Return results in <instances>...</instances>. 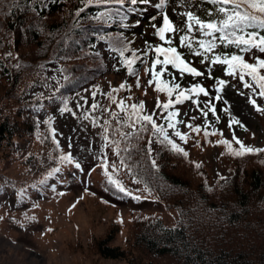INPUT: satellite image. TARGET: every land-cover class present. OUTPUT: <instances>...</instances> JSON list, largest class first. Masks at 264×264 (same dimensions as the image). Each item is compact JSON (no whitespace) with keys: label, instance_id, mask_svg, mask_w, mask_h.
<instances>
[{"label":"rangeland","instance_id":"rangeland-1","mask_svg":"<svg viewBox=\"0 0 264 264\" xmlns=\"http://www.w3.org/2000/svg\"><path fill=\"white\" fill-rule=\"evenodd\" d=\"M84 1L79 0V4ZM138 1L143 11L138 16L139 21L129 47L139 50L138 57L142 56L135 63L142 61V65L146 66L139 67L137 76H128L124 65L104 46L103 38L97 36L99 42L96 48L102 49L106 68L100 76L78 91L65 93L62 90L60 63L65 61L61 59V62H44L43 67L34 73L37 79L32 85L30 75L18 86L20 93L28 88L25 96H39L41 99L37 106L40 133L14 138V146L12 140L10 143L6 140L0 142V264H130L127 257L132 255L129 251L124 256L106 257L94 243L106 234L113 233L108 240L110 245L124 249L128 248L132 240L134 247L135 237L131 239L129 236L146 230L143 224L136 221L142 217L136 218L135 215L154 214L162 219L163 224L172 226L177 224L180 213L188 214L172 206L171 202H175L176 197L168 198V202L166 199L161 200L157 192H148L121 167L119 149L112 142L114 135L109 134V126L113 122L124 127L130 121L127 131L136 129L139 122L143 121L135 122V115L133 118L129 115L133 104L144 102V109L138 110L139 115H153L167 135L177 139L185 152L194 158L195 165L205 167L211 182L230 178L235 162L239 160L254 164L249 157L239 159L233 153L225 154L229 143H223L226 141L224 138L230 139L235 145H240L237 143L239 140L245 147L264 145V97L259 95L260 89L256 82L246 74L241 81L238 76L228 75L227 66L212 64L211 58L221 50L219 46L205 58L180 46V31L175 35L166 34L165 41H161L156 34V27L162 26L165 14L177 28L183 29L182 13L192 11L205 19L211 11L214 19H219L215 14V6L201 0H166L164 7L158 8L156 5L160 0H148L147 3ZM168 38L171 39V46L178 45L185 61L204 75L194 77L187 73L181 74L178 69L168 65L165 66L168 71L162 78L170 80L174 76V83L180 84L181 89L200 84L209 95L186 93L191 99L180 104L174 103L165 110L157 106V101L166 102L169 97L157 91L153 84L149 85L151 77L146 70L155 59L154 48L168 47ZM86 40H82L83 44H88ZM146 46L148 51L143 48ZM77 57L82 58L81 55ZM92 62L88 57V63ZM156 70H160V65H157ZM125 77L129 79V85L120 88L118 82ZM220 80L225 82L223 86L218 83ZM244 83L254 87L245 88ZM217 96L220 99H216ZM251 100L256 101L255 105L250 103ZM121 102L124 109L129 105L127 112L121 111ZM65 105L70 111H63ZM213 106L215 112L210 110ZM171 111L177 112V116L169 121L167 113ZM205 111L208 112L207 116L203 115ZM7 112L5 101L1 100L0 119ZM49 123H52L50 129L57 137L61 151L49 139L45 141ZM169 123H174L175 127H168ZM195 125L199 131H194ZM177 132L182 133L185 139L181 140ZM148 146L151 150L146 147V151L155 154L154 142ZM65 150L79 167L62 161ZM151 161L158 164L161 159ZM52 165L50 173L42 176L41 173ZM110 168L114 175H110ZM184 178L192 187H196L194 173L184 175ZM110 182L122 187V193L116 191ZM196 194L198 189L193 188L188 196ZM207 228L203 225L197 227L198 232L210 231ZM148 230L145 232L154 235ZM214 240L216 243L218 238ZM170 258L157 256L153 259L158 264H171L173 259Z\"/></svg>","mask_w":264,"mask_h":264},{"label":"trees","instance_id":"trees-1","mask_svg":"<svg viewBox=\"0 0 264 264\" xmlns=\"http://www.w3.org/2000/svg\"><path fill=\"white\" fill-rule=\"evenodd\" d=\"M74 1L75 4H67ZM107 1L106 4L92 0L93 4L83 5L79 0H0V101L4 100L8 107L5 117L0 119V142L10 143L11 139L34 130L32 112L21 111L26 103L19 95L18 83L43 60L67 57L65 71L81 73V80L89 73H99L89 68L84 58L74 57L88 54L80 39L85 35L86 17L95 13L96 4L105 8L107 16L115 20L122 17L123 10L110 4L112 0ZM8 44L9 50L1 51ZM94 63L100 65L96 60ZM139 136L132 138L142 143L143 134ZM133 148L139 152L145 147L135 144ZM143 154H134L135 175L167 202L176 197L172 206L188 214L179 212L173 227L165 226L158 217L137 219L154 235L146 230L133 233L129 237H135V246L132 247L131 240L130 250L110 245L108 240L113 233L106 234L94 243L103 256L120 257L129 251L130 264H158L153 259L157 256L171 257V264H264V152L234 155L239 159L249 157L254 164L239 160L229 179L212 184L203 168L172 146L159 156L161 164L156 167ZM190 173L195 174L196 187L184 178ZM193 188L198 189V194L188 196ZM199 225L210 231L198 232Z\"/></svg>","mask_w":264,"mask_h":264},{"label":"snow or ice","instance_id":"snow-or-ice-1","mask_svg":"<svg viewBox=\"0 0 264 264\" xmlns=\"http://www.w3.org/2000/svg\"><path fill=\"white\" fill-rule=\"evenodd\" d=\"M92 0H85V3H91ZM97 2H107V0H97ZM116 3L123 4L124 0H115ZM142 3H147L148 0H141ZM201 2L209 3L215 6V14L219 19H212L213 13L209 11L207 13L208 19H202L200 16L192 11H187L181 15L184 17V28L179 29L171 21L168 15H163V24L160 27H156V34L159 36L161 41L166 40V34L175 35L178 31L182 32L179 36V42L181 47H185L189 52H194L196 56L207 57L208 53H213V50L217 47L216 41L219 40L221 44L228 43L234 44L241 51L246 53H253L259 51L264 54V0H201ZM131 3L136 4L137 0H131ZM166 0H160V3L156 5L158 8H163ZM82 11V9H81ZM154 19V18H153ZM247 29H252V31H247ZM194 33L196 35H194ZM219 34L218 36L216 34ZM168 47L156 46L154 48L155 59L151 63V67L146 71L150 75L148 80L149 85L155 83V88L159 92L166 93L169 99L166 102L157 101V106L165 110L172 107L174 103L180 104L184 100L191 99L190 95L186 93H195L199 95L203 93L204 96H208V91L200 84H193L190 89H181L180 84L174 83L175 77L173 76L170 80L161 79L165 73L168 71L165 66L170 65L172 68L178 69L181 74H189L194 77H199L204 75L203 72L199 71L195 67H191L187 61L183 58L182 54L177 50L176 47L171 46V39H167ZM194 44L196 45L194 49ZM202 50V51H201ZM120 55L124 56V51H120ZM146 55V53H145ZM161 56L163 59H161ZM138 59L135 53L131 59H125L124 63L129 65L130 74L135 75L136 73L130 67L135 60ZM203 63V59L201 61ZM212 64L226 65L228 70V75L238 76L239 80L243 81L245 74L250 76L253 81L256 82L260 91L259 95L264 97V75L259 73V69H264V59L260 57H255V62L249 63L239 54L232 55H213L211 58ZM157 65H160V70L157 71ZM218 83L223 86L225 83L223 80L218 81ZM139 86V84L137 85ZM245 88H252L253 85L244 83ZM125 84H121L120 88H125ZM175 95V100L172 99L173 94ZM216 99H220L219 96ZM250 103H256L255 100H251ZM95 107V105H93ZM132 112L135 114L137 109H144V102H140L138 105H131ZM212 112H215L214 106L210 108ZM63 111H70L67 106ZM121 111L123 109V102H121ZM204 116L208 115V112H203ZM177 116V112L171 111L167 113V119L172 121ZM137 120H142L144 122L150 123L152 129L155 132H159L164 135V138L168 140L167 133L163 126H160L153 119V115H137ZM168 127H175L174 123H169ZM194 131H199V128L194 129ZM208 134L207 132L205 133ZM177 136L181 140L185 139V136L177 132ZM172 145L173 149L178 152H183L173 141L168 140ZM223 143L228 144V141H223ZM240 144V151H235L231 148L229 144V151L234 155L242 156L246 152H264V149H253L251 147H245L242 142L237 140ZM187 155V153H184ZM65 161H70L71 157L65 155L61 158ZM77 167L79 165L77 164ZM59 171V169H57ZM119 186V185H118ZM121 191L123 188L121 187ZM129 195H131L129 193Z\"/></svg>","mask_w":264,"mask_h":264}]
</instances>
